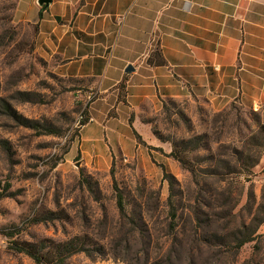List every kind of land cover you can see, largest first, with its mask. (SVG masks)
Wrapping results in <instances>:
<instances>
[{"label":"rangeland","instance_id":"obj_1","mask_svg":"<svg viewBox=\"0 0 264 264\" xmlns=\"http://www.w3.org/2000/svg\"><path fill=\"white\" fill-rule=\"evenodd\" d=\"M16 2L0 0V264H264V224L240 248L233 239L248 227V188L256 204L264 192V150L237 173L264 131V67L254 102L146 104L132 115L128 156L106 139L97 152L82 128H97L98 95L38 54ZM227 180L230 204L218 194ZM14 243L33 245L39 261Z\"/></svg>","mask_w":264,"mask_h":264},{"label":"crops","instance_id":"obj_2","mask_svg":"<svg viewBox=\"0 0 264 264\" xmlns=\"http://www.w3.org/2000/svg\"><path fill=\"white\" fill-rule=\"evenodd\" d=\"M14 21L35 26L36 51L63 76L90 81L101 104L88 113L97 128L82 132L97 152L106 139L128 156L132 115L146 104L202 99L218 109L259 95L264 0H17Z\"/></svg>","mask_w":264,"mask_h":264},{"label":"trees","instance_id":"obj_3","mask_svg":"<svg viewBox=\"0 0 264 264\" xmlns=\"http://www.w3.org/2000/svg\"><path fill=\"white\" fill-rule=\"evenodd\" d=\"M161 62V61H160ZM159 63V62H158ZM87 121V120H86ZM262 137L261 140H257L258 142L255 145V152L254 155L252 157H250V161L248 163L242 164V166L239 168L240 171H238L237 173H250L251 171V167L255 166L256 164H258L262 151L264 150V131L261 132ZM172 157L176 158L177 160H179L177 154L175 151H172L170 154ZM235 173V172H233ZM164 177L166 178H170V175L164 172ZM228 181V180H227ZM239 184H241L239 186V188L241 189V191L243 190V185L241 182H237ZM231 181L227 182V186H225L223 189L219 190L218 194L220 195V197H222L223 199L226 200V202H228L229 204L232 201V191L230 189L231 186ZM249 193V207L247 208L250 218L248 220V227L243 223V228L244 230L240 231L236 230V232L238 233V237L234 236V242L236 243L237 248L242 247L244 244L249 243L254 241L256 238H258V234L257 231L258 229L264 224V192L261 194L260 197V202L258 204L255 203V199L253 196V192L251 191L250 188H248ZM240 195V194H239ZM171 196V194H170ZM117 208L119 213H123L124 212V206H123V201H122V195L119 192V190H117ZM170 197L169 200L170 201ZM170 215L172 217H174V212H173V205L170 203ZM245 227H247L248 229H246ZM11 235V234H10ZM15 244V243H14ZM33 245L31 244H24V243H20V244H15L14 248L18 251V252H23L25 254H27L28 256H30L32 259H34L35 261H39V257L37 255L36 250L31 249ZM69 247H72L73 249V245L72 243H68L66 245L63 246V249H69ZM73 252V250H72ZM71 253V252H69ZM68 253V255H69Z\"/></svg>","mask_w":264,"mask_h":264},{"label":"water","instance_id":"obj_4","mask_svg":"<svg viewBox=\"0 0 264 264\" xmlns=\"http://www.w3.org/2000/svg\"><path fill=\"white\" fill-rule=\"evenodd\" d=\"M51 0H37V4L42 8H47L50 4ZM126 73H131L134 71L132 66L128 65L125 70Z\"/></svg>","mask_w":264,"mask_h":264}]
</instances>
